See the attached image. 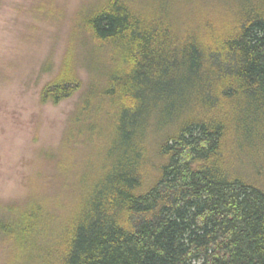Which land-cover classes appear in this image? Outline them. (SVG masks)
Wrapping results in <instances>:
<instances>
[{
	"label": "trees",
	"instance_id": "16d2710c",
	"mask_svg": "<svg viewBox=\"0 0 264 264\" xmlns=\"http://www.w3.org/2000/svg\"><path fill=\"white\" fill-rule=\"evenodd\" d=\"M82 60L91 79L55 174L71 208L0 206L14 255L264 264V0H98L42 104L81 88ZM48 217L59 234L41 247Z\"/></svg>",
	"mask_w": 264,
	"mask_h": 264
},
{
	"label": "rangeland",
	"instance_id": "374dc122",
	"mask_svg": "<svg viewBox=\"0 0 264 264\" xmlns=\"http://www.w3.org/2000/svg\"><path fill=\"white\" fill-rule=\"evenodd\" d=\"M97 1L0 0V206L25 204L31 198L51 207H60V202L68 206L69 195L62 194V180L55 174L69 120L91 79L84 58L77 64L82 86L73 96L59 104H42L40 93L62 68L78 11ZM50 218L52 231L39 239L41 247L50 245L53 233L59 234L53 232L56 224ZM40 253L45 252L31 255V263L14 255L0 231V264H49L55 258Z\"/></svg>",
	"mask_w": 264,
	"mask_h": 264
}]
</instances>
